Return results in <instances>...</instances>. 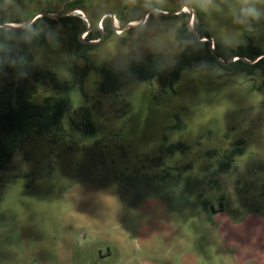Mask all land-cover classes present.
<instances>
[{
	"label": "rangeland",
	"instance_id": "obj_1",
	"mask_svg": "<svg viewBox=\"0 0 264 264\" xmlns=\"http://www.w3.org/2000/svg\"><path fill=\"white\" fill-rule=\"evenodd\" d=\"M183 4L212 43L264 52V17L241 22L242 0H0L8 21L79 5L91 32L102 31L75 57L57 40L67 26L54 22L53 38L34 49L36 66L78 81L64 136L32 132L0 169V264H264V75L217 65L187 68L172 86L154 78L99 90L93 64L117 70L163 54L171 69ZM106 12L119 26L147 14L105 34ZM51 92L38 85L33 100Z\"/></svg>",
	"mask_w": 264,
	"mask_h": 264
},
{
	"label": "trees",
	"instance_id": "obj_2",
	"mask_svg": "<svg viewBox=\"0 0 264 264\" xmlns=\"http://www.w3.org/2000/svg\"><path fill=\"white\" fill-rule=\"evenodd\" d=\"M26 19L8 21L0 17V23L22 22ZM54 22H61L67 26V31L63 35H58L57 40L64 50L72 52L75 57L85 56L86 51L91 49L94 43L87 41L99 38L102 34L98 28L95 32H91L90 29L82 39L80 33L87 25L80 15L71 14L57 18L40 16L25 27L0 28V169L15 151L21 148L32 132L46 131L51 137L59 139L66 133L62 120L71 108V89L78 81V77L60 79L54 71L41 69L34 63V49L53 38L50 25ZM102 25L103 32L107 34L112 28L108 16L102 19ZM195 29L198 35H209L198 25ZM175 39L182 46V50L171 69L165 67L163 54L131 58L117 70L105 65L93 64V68L101 75L98 82L100 92L112 94L123 85L154 78L164 86H172L181 72L187 68L210 70L219 65L224 74L236 72L252 74L255 70H259L264 75V56L253 63L241 58L224 63L234 55L253 59L262 53L251 43L232 48L215 40L212 50L209 41L195 37L186 22L175 32ZM214 53L224 62L219 61ZM38 85H49L53 92L36 102L33 96ZM234 149L240 150L241 146L221 155L218 160L219 170L224 171L231 166L233 156L237 154ZM221 206L215 209L210 205L209 209L213 213L222 210Z\"/></svg>",
	"mask_w": 264,
	"mask_h": 264
},
{
	"label": "water",
	"instance_id": "obj_3",
	"mask_svg": "<svg viewBox=\"0 0 264 264\" xmlns=\"http://www.w3.org/2000/svg\"><path fill=\"white\" fill-rule=\"evenodd\" d=\"M184 6H186L188 8V11L189 12H192V8L187 6V5H182L178 10L174 11L173 13H176L178 12L179 10H181ZM75 9H78L80 10L82 13L81 14H78V15H81L82 19H84L87 23V27L86 29L83 31V32H88L90 29H91V20L89 19V17L87 16V14L85 13V11L83 9H81L80 7H74V8H71V9H68L66 11H63V12H50V11H37L35 13H33L30 17H28L26 20L22 21V22H2L0 23V28H10V27H25V26H28L29 24H31L37 17H40V16H48V17H52V18H57L59 16H65V15H69L72 13L73 10ZM161 13H164V12H161ZM73 14V13H72ZM147 12L143 15V17L137 21H135V23H130L128 22L127 24L125 25H122L120 27L119 30H124L125 28H128L130 26H133V25H136V24H141L143 23L145 17L146 16ZM105 16H110L112 22H113V27H115L114 25V21H115V16L113 13L111 12H106L105 13ZM103 16V17H105ZM102 17V18H103ZM102 18H100L99 21L102 20ZM187 25L189 26L190 30L193 32V34L195 35V37H197L199 40H208L209 43H210V48L213 50V46H211L212 44V37L211 36H208L206 34L204 35H198L197 32L195 31V29L192 27L191 25V21H190V16L188 17V21H187ZM116 28V27H115ZM81 32V33H83ZM81 37V36H80ZM101 38V37H100ZM89 40V42H96L98 40ZM215 54V53H214ZM215 56L221 61L222 59L220 57L217 56V54H215ZM261 56H264V52L262 53H259L258 55H256L253 59H248L246 57H243V56H239V55H234L232 56L228 61H225L224 63H227L229 62L233 57L235 58H241L247 62H250V63H253L255 62L257 59H259Z\"/></svg>",
	"mask_w": 264,
	"mask_h": 264
},
{
	"label": "clouds",
	"instance_id": "obj_4",
	"mask_svg": "<svg viewBox=\"0 0 264 264\" xmlns=\"http://www.w3.org/2000/svg\"><path fill=\"white\" fill-rule=\"evenodd\" d=\"M264 4V0H242V7L239 9L241 22L259 21L264 17V11L258 5Z\"/></svg>",
	"mask_w": 264,
	"mask_h": 264
},
{
	"label": "flooded vegetation",
	"instance_id": "obj_5",
	"mask_svg": "<svg viewBox=\"0 0 264 264\" xmlns=\"http://www.w3.org/2000/svg\"><path fill=\"white\" fill-rule=\"evenodd\" d=\"M184 5V4H183ZM74 7H80L79 5H74V6H72L71 8H74ZM181 14H184V15H186V16H190V21H191V25L193 24V22H194V16H196L195 15V13L193 12V10H192V12H189V11H184L183 10V8L181 9V10H179L177 13H176V15H181ZM109 18H110V16H108ZM187 17V18H188ZM104 18V17H103ZM102 18V19H103ZM193 18V19H192ZM115 21L117 22V24H118V20H116V17H115ZM114 21V22H115ZM131 21L132 20H130V21H128V22H130L131 23ZM187 21H188V19L186 20V25H187ZM101 23H102V20L100 21ZM110 22H111V25L113 26V22H112V20H111V18H110ZM127 22V23H128ZM198 26H199V24H197ZM197 25H192V27L195 29V26H197ZM119 26V25H118ZM122 26V25H121ZM187 27L189 28V26L187 25ZM200 27V26H199ZM118 28V27H117ZM190 29V28H189ZM203 30H205L204 28H202ZM195 31L197 32V30L195 29ZM205 32H207L206 30H205ZM204 35V34H203ZM207 35V34H206ZM209 36V35H208ZM213 47H214V43H213ZM220 61V60H219ZM222 61H223V59H222ZM224 62V61H223ZM226 152H228V151H226ZM226 152H223V153H226ZM223 153H222V155H223ZM209 155V154H208ZM221 157V156H220ZM209 158H210V155H209Z\"/></svg>",
	"mask_w": 264,
	"mask_h": 264
},
{
	"label": "bare ground",
	"instance_id": "obj_6",
	"mask_svg": "<svg viewBox=\"0 0 264 264\" xmlns=\"http://www.w3.org/2000/svg\"><path fill=\"white\" fill-rule=\"evenodd\" d=\"M183 10H184V11H188V8L184 6V7H183ZM73 13H74V14H81L82 12H81L80 10H78V9H75V10L73 11ZM144 17H145V16H144ZM192 19H193V18H192ZM193 20H194V19H193ZM131 23H135V21H131ZM114 25H115L116 28L118 27L117 29H120V27H121V26H118V24H117L116 21L114 22Z\"/></svg>",
	"mask_w": 264,
	"mask_h": 264
},
{
	"label": "crops",
	"instance_id": "obj_7",
	"mask_svg": "<svg viewBox=\"0 0 264 264\" xmlns=\"http://www.w3.org/2000/svg\"><path fill=\"white\" fill-rule=\"evenodd\" d=\"M117 20V19H116ZM151 258V257H150ZM144 263V262H142ZM129 264V263H127ZM145 264H157L156 262H154L153 260H146ZM160 264H163V263H160ZM165 264V263H164Z\"/></svg>",
	"mask_w": 264,
	"mask_h": 264
},
{
	"label": "built area",
	"instance_id": "obj_8",
	"mask_svg": "<svg viewBox=\"0 0 264 264\" xmlns=\"http://www.w3.org/2000/svg\"><path fill=\"white\" fill-rule=\"evenodd\" d=\"M211 46H213V43L211 44Z\"/></svg>",
	"mask_w": 264,
	"mask_h": 264
}]
</instances>
